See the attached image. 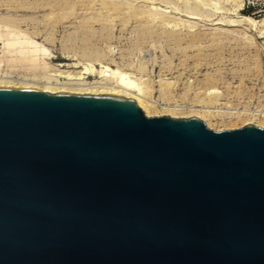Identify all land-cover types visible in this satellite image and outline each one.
<instances>
[{"label":"water","instance_id":"water-1","mask_svg":"<svg viewBox=\"0 0 264 264\" xmlns=\"http://www.w3.org/2000/svg\"><path fill=\"white\" fill-rule=\"evenodd\" d=\"M0 264H264V126L0 86Z\"/></svg>","mask_w":264,"mask_h":264},{"label":"rangeland","instance_id":"rangeland-1","mask_svg":"<svg viewBox=\"0 0 264 264\" xmlns=\"http://www.w3.org/2000/svg\"><path fill=\"white\" fill-rule=\"evenodd\" d=\"M0 17L47 48L51 64L2 67L0 79L42 89L57 64L104 63L160 114L205 122V111L214 130L264 126V0H0Z\"/></svg>","mask_w":264,"mask_h":264},{"label":"bare ground","instance_id":"bare-ground-1","mask_svg":"<svg viewBox=\"0 0 264 264\" xmlns=\"http://www.w3.org/2000/svg\"><path fill=\"white\" fill-rule=\"evenodd\" d=\"M202 1L203 0H201V2ZM162 16H165V15H162ZM0 19L3 20V21L0 20V43L2 44L0 46V70L2 69V67H6L9 70L19 65L22 67L26 66V68L28 69H33V70L42 69L46 71L51 65L48 63V60L50 57L48 49L45 48L43 45H39L35 41L31 40L30 37H27L28 34L25 36V34L23 35L20 31L16 29L10 30L12 29V25L14 26L15 24L13 22H16L13 20V18H12L13 22L11 21V18L9 17L8 19H10V22L7 19V17L6 19L8 21H4V19H2L1 17ZM160 21L162 20L160 19ZM228 25H232V24L228 23ZM81 64L79 62H76L72 64L60 63V64L55 65L54 70L58 73L56 72H55L56 74L47 73L46 76H43L44 79L43 78L41 79L43 80L46 79V80H45V84L42 85L41 88L49 92L70 91V92H77V93H90V94L105 93V94L121 95L124 97L133 98L135 103L142 109L145 115H159L160 114L157 112L158 110L153 105V102L151 103L149 99L147 100L146 96L144 97L145 92L144 93L143 91L141 92L140 91L141 88L135 87L136 88L135 89L133 88L132 85H128L129 83L128 81L127 83L126 81L123 80L124 75L122 76L123 78L121 77L122 71L113 70L112 68L107 66V64L104 65V63L103 64L98 63L100 69L88 63L87 64L85 63L86 65H84V63L83 65ZM63 65H65V67H62ZM22 69H25V68L23 67ZM61 69L63 70L61 71ZM76 69H80V71L77 72L75 71ZM40 72H43V71H40ZM73 73L75 75H73ZM3 74H4V71H3ZM1 76L3 75L1 74ZM87 76L95 77L96 81L92 83H88L86 80ZM61 78L63 79V82H59ZM3 79H0V86L2 85L4 86L21 85L22 87H31V86L33 87L34 85L32 84L33 82L32 83H25V82L22 83L21 82L18 84L17 83L14 84L10 82L9 80L5 81ZM53 83H55L56 85H60V86H51ZM173 109L174 108L172 109L164 108V110L162 111H163V114H168L169 116L176 117L177 116L175 112L176 109L174 110ZM199 117L205 119V122H206V117H208L207 112L205 111L200 112ZM206 124L208 127H210L209 123L206 122Z\"/></svg>","mask_w":264,"mask_h":264}]
</instances>
